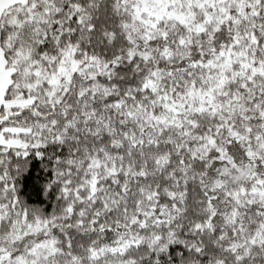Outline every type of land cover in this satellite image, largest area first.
<instances>
[{
    "label": "snow or ice",
    "instance_id": "obj_1",
    "mask_svg": "<svg viewBox=\"0 0 264 264\" xmlns=\"http://www.w3.org/2000/svg\"><path fill=\"white\" fill-rule=\"evenodd\" d=\"M0 264H264V0H0Z\"/></svg>",
    "mask_w": 264,
    "mask_h": 264
}]
</instances>
